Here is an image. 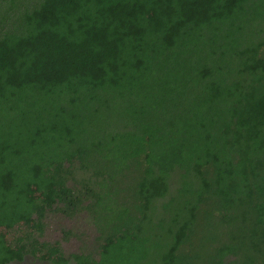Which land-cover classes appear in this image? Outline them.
<instances>
[{"label":"trees","instance_id":"16d2710c","mask_svg":"<svg viewBox=\"0 0 264 264\" xmlns=\"http://www.w3.org/2000/svg\"><path fill=\"white\" fill-rule=\"evenodd\" d=\"M44 167L54 206L89 185L64 264H122L155 223L154 264H264V0H11L0 194Z\"/></svg>","mask_w":264,"mask_h":264},{"label":"rangeland","instance_id":"374dc122","mask_svg":"<svg viewBox=\"0 0 264 264\" xmlns=\"http://www.w3.org/2000/svg\"><path fill=\"white\" fill-rule=\"evenodd\" d=\"M10 6L11 0H0V22L5 20ZM54 184L55 178L51 170L44 167L38 172L16 174L13 191L0 194V264H64L68 252L80 249L86 237L84 232H91L93 229L82 223L80 216H77L88 199L89 185L78 183V186L65 194L61 205L54 206L51 196ZM35 197H41L45 209L50 210L51 218L46 225L29 224L30 205ZM154 227L155 232L148 242H141L132 250L124 248L113 263L122 261V264H154L152 258L156 247L152 243H155L157 234L160 233L159 225L155 223ZM204 231L203 229L201 233ZM109 246L110 243L107 242L104 248L108 249ZM67 264L78 263L71 261Z\"/></svg>","mask_w":264,"mask_h":264}]
</instances>
